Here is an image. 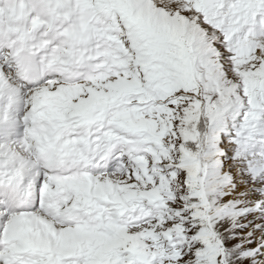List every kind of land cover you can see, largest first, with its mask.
I'll list each match as a JSON object with an SVG mask.
<instances>
[{"label":"snow or ice","instance_id":"snow-or-ice-1","mask_svg":"<svg viewBox=\"0 0 264 264\" xmlns=\"http://www.w3.org/2000/svg\"><path fill=\"white\" fill-rule=\"evenodd\" d=\"M0 264H264V0H0Z\"/></svg>","mask_w":264,"mask_h":264}]
</instances>
